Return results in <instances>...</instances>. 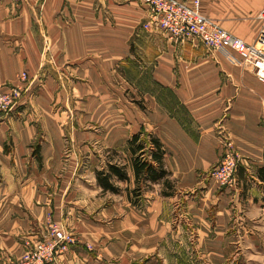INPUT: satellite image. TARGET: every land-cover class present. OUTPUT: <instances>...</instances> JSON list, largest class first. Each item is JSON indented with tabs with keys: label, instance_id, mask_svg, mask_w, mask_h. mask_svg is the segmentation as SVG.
I'll list each match as a JSON object with an SVG mask.
<instances>
[{
	"label": "crops",
	"instance_id": "crops-1",
	"mask_svg": "<svg viewBox=\"0 0 264 264\" xmlns=\"http://www.w3.org/2000/svg\"><path fill=\"white\" fill-rule=\"evenodd\" d=\"M201 9L249 43L264 29V0H201ZM148 17L142 0H0V87L29 77L0 119V264L21 256L25 239L42 238L49 216L77 239L49 264H161L170 235L228 250L229 233L264 234V82L236 51L174 43L146 29ZM124 93L146 109L135 115L124 102L130 124L116 131ZM141 128L162 140L172 184L171 194L163 180L149 185L145 208L129 199L131 153L97 152ZM223 131L241 156L235 187L207 175ZM111 162L130 177L114 176L118 193L96 176Z\"/></svg>",
	"mask_w": 264,
	"mask_h": 264
},
{
	"label": "built area",
	"instance_id": "built-area-1",
	"mask_svg": "<svg viewBox=\"0 0 264 264\" xmlns=\"http://www.w3.org/2000/svg\"><path fill=\"white\" fill-rule=\"evenodd\" d=\"M148 5L146 29L163 33L174 43L199 42L210 50L230 49L240 56V63L254 71L264 82V29L253 43L229 32L201 9V0H142ZM28 73L20 74L21 83H8L0 87V119L11 114L28 90ZM221 157L207 175L224 187L238 185V167L241 156L226 131L222 133ZM47 233L40 239H25L24 251L10 264H49L65 254L76 237L50 216L46 221Z\"/></svg>",
	"mask_w": 264,
	"mask_h": 264
},
{
	"label": "rangeland",
	"instance_id": "rangeland-1",
	"mask_svg": "<svg viewBox=\"0 0 264 264\" xmlns=\"http://www.w3.org/2000/svg\"><path fill=\"white\" fill-rule=\"evenodd\" d=\"M119 96L120 98L118 100L120 102L118 101L119 110L117 112L120 115L118 116V126L115 128L116 131L119 129V127H123L127 124H130L128 118L125 116V111H124V104L127 103V100L131 102V104H129V108H132L131 111L135 115L137 114V112L141 113L142 109H146V106L142 102H139L138 100L133 101V99H131L136 97L134 94L130 95L124 93L123 95H119ZM137 102L139 103V105L136 104ZM127 111L128 109L126 110V112ZM131 122H133V119H131ZM98 130L101 133V137L105 140L108 130L103 125H101ZM190 131H192L195 135H197L196 126L194 124L190 125ZM126 143L127 142L119 144V146L117 147L118 152H113L112 150L104 146L102 142H100V144H97V148H98L97 152L104 153V155H102L104 157H107L106 153H110L109 154L110 157L111 156L116 157L115 156L116 154L114 153H121V155L124 157V153H128L126 149ZM118 158L119 156H117V159ZM210 180L218 184V182L215 179H210ZM147 188L148 187L144 186L143 191L147 190ZM167 188L168 189L166 191L170 192L171 187L167 186ZM138 207L139 208L146 207V202L144 201V199L141 200V205ZM191 231H192L190 233L191 240L197 241L198 234L196 232H193V228ZM214 235L215 234L212 233L211 237H214ZM228 239H229L228 250H213V249L206 250L199 246L188 244L189 241L188 238L184 239L185 241L184 243L182 239L180 242L182 243L181 245L178 242H176L177 237L175 235L174 236L170 235V237H168V239L160 248V252L159 251L157 252V254H160L158 256L160 258L159 262H161V264H264V234L257 235L248 232L240 233V234L229 233Z\"/></svg>",
	"mask_w": 264,
	"mask_h": 264
},
{
	"label": "trees",
	"instance_id": "trees-1",
	"mask_svg": "<svg viewBox=\"0 0 264 264\" xmlns=\"http://www.w3.org/2000/svg\"><path fill=\"white\" fill-rule=\"evenodd\" d=\"M126 149L128 153H131L135 175L136 186L128 191L129 199L134 205H141L144 186L148 187L163 180L167 186L172 187L170 172L166 169L164 163L166 149L160 137L145 128H141L140 131L128 138ZM112 151L118 152L117 149ZM258 175L264 182V167L258 169ZM96 176L103 191L114 193L121 190L120 186L113 180L114 176L118 180H130L127 165L117 162L108 163L106 169L97 170ZM165 194L171 193L166 192Z\"/></svg>",
	"mask_w": 264,
	"mask_h": 264
}]
</instances>
